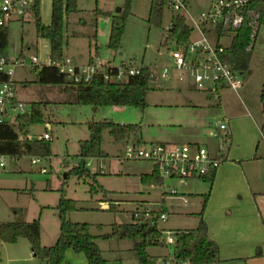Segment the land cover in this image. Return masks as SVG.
<instances>
[{"label":"rangeland","instance_id":"obj_1","mask_svg":"<svg viewBox=\"0 0 264 264\" xmlns=\"http://www.w3.org/2000/svg\"><path fill=\"white\" fill-rule=\"evenodd\" d=\"M126 0H77L78 9L68 15V22L64 25V31L71 43L69 54L76 53L79 48L87 50L88 34L91 33L92 23H95L98 18L99 38L104 40L107 38L109 31L110 16L98 17L94 16L93 9L101 7L115 13L118 7H122ZM133 1V0H131ZM139 2V1H138ZM190 8L193 12L205 8L210 0H189ZM50 3L51 0H40L41 15L44 22L50 19ZM130 3V8H131ZM135 5V3H134ZM131 10V9H130ZM132 12L127 18L122 33V46L115 52L114 49L103 48L107 55H114V64L134 63L136 65L170 66L173 59L170 56V49L174 47L172 39H166V25L172 17V12L167 7L164 8L162 14L161 25L149 24L146 18L135 13L137 11L132 7ZM95 18V19H94ZM8 25V57L15 58L22 56L26 62V66H17L14 72V77L17 79V84L22 81L35 78V73L30 65V56L36 55L39 59V64L48 63L49 58V40L47 38L38 37L35 30V25L32 19L31 11L25 15L24 19L13 18L7 22ZM78 32L76 36H72L71 32ZM197 33H194L196 36ZM232 34H224L220 41L224 45H229ZM211 39L212 36H211ZM79 43L80 46H74ZM77 49V50H76ZM103 58V57H102ZM124 61H121V60ZM84 61L83 59H78ZM37 64L36 66H39ZM154 68V67H153ZM243 77L247 78L246 82H250L254 86L264 78V20L260 23L258 32L253 41L252 51L247 67L244 69ZM169 79H161L157 82L158 87L150 88L146 93L147 105L140 108L134 105H90V104H75V103H46L42 105L43 121L31 123L29 130L33 135L41 133L47 129L51 134L49 143L51 148V159H45L38 163L31 164L30 156L23 155L18 160H15L10 155H4L5 165L0 167V222L22 219L23 213H19L20 208H24L30 216H38V209L41 203L53 204L58 203L60 196V187L64 186L67 190V196L77 199L78 204H90L94 206L96 212L79 213L78 218H88V220H99L104 226V230H108L110 222H127L131 220V209L136 206V199H160V193L163 188L169 189L172 185L181 192L199 190L205 180L199 176L183 177V176H166L162 178L159 184H144L140 181L138 171L151 172L154 165L149 159L143 158H125L124 147L128 142L138 139L141 144L148 145L155 142H173L184 143L189 140L186 137L188 131L193 130L194 126L187 124L179 125H157L150 123L157 120L158 117L167 116L169 109L165 105H156L157 103L166 104L167 102H181L194 95L198 101L208 100L210 105L202 107L205 112L203 120L205 125L200 127L202 135L206 134V140L197 139L200 144L208 143L212 149L218 142V138L209 136V131H215L214 122L222 117L223 112L215 102L217 97L213 91L207 89H195L194 87L183 90L181 86L188 82L193 83L188 72L182 79H179L176 69L169 70ZM69 78V77H67ZM153 81L150 82L152 84ZM45 96L52 98L58 97L57 88H47ZM193 91V92H192ZM36 94L38 91L35 90ZM240 92V90H239ZM23 96L30 98V95L25 92ZM234 94V93H233ZM233 100L239 99L238 95L231 96ZM245 100V96L241 94ZM253 101L261 107L259 95L252 97ZM202 108H200L202 110ZM181 109V107L179 108ZM183 109V108H182ZM200 110V111H201ZM14 113V111H13ZM107 118L119 123H140V129L132 133L127 140L116 141L109 133L108 129L103 130L101 146L105 150L104 158L101 160L99 156H88L83 159L85 166L91 175L79 178L71 173L69 169L76 165L80 158L76 155L79 149V139L88 137L89 129L87 120H98ZM49 124V126H48ZM218 129H220L218 127ZM222 130V129H221ZM177 134V135H175ZM211 135V134H210ZM206 145V144H205ZM226 143H224V147ZM50 154V155H51ZM34 156L39 154H32ZM42 156V155H40ZM49 156V155H48ZM43 158L46 156H42ZM90 160V165L98 166L100 161L105 164L103 171L91 170L86 162ZM101 162V163H102ZM19 164V165H18ZM22 166L23 170H17ZM45 167V172L40 171V167ZM99 168V167H98ZM93 172H97L93 175ZM95 183V186H102L107 190L113 191V197L117 199L112 209H98L101 201V191L90 190V184ZM149 185L152 187L151 193L147 192ZM9 186V188L7 187ZM48 186V188H46ZM11 187V188H10ZM15 187V188H12ZM50 187V188H49ZM149 194V195H148ZM110 195V194H109ZM92 197V200L87 201ZM103 200H106L102 196ZM198 198L192 197L191 204ZM156 207L159 206L160 201ZM170 199L167 198L163 204L167 218L159 224L165 226H192L194 217L192 215H180L173 213L169 205ZM139 206V205H138ZM192 206V205H190ZM140 207V206H139ZM170 207V208H169ZM189 208V205L186 207ZM13 209H17L14 212ZM56 208L45 206L43 215H39V220H49L52 213L56 212ZM57 213V212H56ZM22 214V215H21ZM68 216V215H67ZM40 222V221H39ZM92 231H96L92 228ZM167 230H164V234ZM24 239H27L24 237ZM27 241V240H25ZM14 242L3 241L0 247V264H43V260L30 256V259H23L25 255L22 246ZM167 244L166 253L168 258L173 257L172 246ZM150 252H154V247H148ZM164 250V251H165ZM103 254V253H102ZM13 257V259H10ZM64 257V256H63ZM174 258V257H173ZM170 261H168L169 263ZM166 263V261H162ZM181 263L179 259L178 264Z\"/></svg>","mask_w":264,"mask_h":264},{"label":"trees","instance_id":"obj_2","mask_svg":"<svg viewBox=\"0 0 264 264\" xmlns=\"http://www.w3.org/2000/svg\"><path fill=\"white\" fill-rule=\"evenodd\" d=\"M131 0H126L121 10L112 13L102 10L99 7L93 9L94 16H110V28L108 35V46L114 50L118 49L121 36L124 31L126 18L131 14ZM167 0H150L149 12L146 20L149 24L161 25L163 10ZM248 7L259 12L260 21L264 20V0H249ZM77 0H51L50 22L45 23L42 19L40 0H33L31 7L32 19L35 25L37 36L49 40V57L58 59L63 56V49L66 43L64 25L68 22V15L76 11ZM67 19V20H66ZM95 19V18H94ZM66 20V21H65ZM251 25L245 21L235 29L230 44L223 53L226 59L234 68L244 70L247 67L251 48L255 37L251 38ZM169 32L177 44L188 40L190 28L183 15L172 13ZM96 31L88 35L89 45L93 50L98 49ZM0 56L8 57V25H0ZM35 78L28 83H37L48 88L56 87L58 97L32 100L28 111L18 112L14 119L18 122V129L9 120H0V154L17 156L22 154H39L48 156L51 154L49 140L45 138H30L27 136L28 127L31 123L43 121L42 105L46 103H75L98 105H134L144 108L147 105L146 93L150 87L151 67L141 65L138 73L129 74L125 79L116 81L104 77L102 71L94 72L89 79H70L61 73L51 63L34 66ZM115 67L112 68V71ZM8 75L0 70V82L7 80ZM260 101L262 112V123L260 128L264 133V80L260 88ZM89 137L79 141L77 156L79 162L72 166L69 171L79 178L89 176L91 173L83 166L82 162L88 156H104L105 152L101 146L104 129H108L114 140L123 141L140 129V123H119L113 120L102 118L87 122ZM18 130V131H17ZM21 132V137L18 132ZM141 144V140L133 141ZM97 172H93V175ZM215 169L209 171L201 178L211 186ZM139 179L144 184H159L162 177L154 166L151 172H141ZM90 190L101 191L102 196L108 200L109 209L115 205V201L109 197L111 191L102 186L90 184ZM60 196L56 209L60 220L59 234L54 243L43 245L40 239V222L36 217L30 221L24 219H13L0 222V247L3 241L15 242L19 236H24L30 243L32 254L45 261L44 264H61L64 252L67 248L83 252L88 264H108L106 257L102 254L101 248L96 242V236L90 232V224L86 221H73L67 215L77 208L76 200L66 195L64 186H61ZM208 192L203 193L202 207L199 214H202ZM17 210V209H14ZM102 238L132 239L133 246L130 252L139 260L140 264H164L157 263L154 255L149 253V246H161L168 244L163 238V232L158 224H150L147 221L133 219L130 222H113L111 229L100 235ZM175 240L170 243L176 259H186L189 264H200L219 260L218 245L207 235L206 222L200 217L197 225L192 229L175 230ZM1 257V255H0Z\"/></svg>","mask_w":264,"mask_h":264},{"label":"crops","instance_id":"obj_3","mask_svg":"<svg viewBox=\"0 0 264 264\" xmlns=\"http://www.w3.org/2000/svg\"><path fill=\"white\" fill-rule=\"evenodd\" d=\"M139 1V2H138ZM131 13L132 7L134 8L135 13L139 14L141 17L147 18L150 0H133L131 1ZM135 3V5H134ZM51 5V3H50ZM78 8V7H77ZM102 10H107L99 7ZM121 7H118L115 13L119 12ZM112 12V11H110ZM114 13V12H112ZM27 15V14H26ZM25 17V16H24ZM24 17L20 19H24ZM98 17H106L103 15H98ZM50 19L48 22L49 23ZM111 22V18H110ZM109 22V28H110ZM170 22V21H169ZM98 18H96L95 23H92L91 33L96 31V41L98 44V49L96 51L93 50V47L89 45V38L87 42V50H83L79 48L80 46L75 43L74 46H78L79 50L76 53L69 54L68 50L70 49L71 43L69 42L68 36L66 34V43L63 49V55L70 56L76 65L84 66L89 63L91 60L98 57L104 63H109L114 67L119 65L114 64V55L105 56L104 53L108 51L105 46L108 47V36L104 38V40H100L99 36V28H98ZM169 24V23H168ZM167 24V25H168ZM166 25V27H167ZM259 29V28H258ZM258 32V31H257ZM78 32H71L72 36H76ZM90 34V33H89ZM88 34V35H89ZM193 34V33H192ZM109 35V31H108ZM9 36V35H8ZM40 37V36H38ZM44 38V37H42ZM121 36V42H122ZM120 42L119 52L122 54L124 47ZM9 43V38H8ZM253 46V45H252ZM103 48H106L103 51ZM110 48V47H108ZM112 49V48H110ZM116 49L115 52L118 50ZM77 50V49H76ZM124 50V49H123ZM252 51V47H251ZM23 59L22 56H19ZM103 57V58H102ZM9 58V57H8ZM50 58V57H49ZM83 59L84 61L78 62ZM121 61H124L123 59ZM143 65V64H141ZM26 66V65H25ZM40 66V64H39ZM154 67V68H153ZM32 69L34 68L31 67ZM155 70L156 75L150 79L151 88H156L158 85V81H164V78L160 75V68L152 66ZM16 69V68H15ZM34 71V70H33ZM13 71L11 75V79L13 80V100L14 106L11 108V114L8 117V120L14 123L15 128L18 129V122L15 121L14 116L18 112L28 111L30 108V101L44 99L45 97L50 98L49 96H45L47 86L40 85L37 83H28L27 81L33 80L27 79L22 81L20 84H17V79L14 77ZM243 70V74H244ZM35 73V71H34ZM112 80L119 81L115 78L114 75H111ZM125 79V78H124ZM247 78H244L243 85L237 90H233L227 86L219 85L216 93L214 92V96L218 99L215 102L223 112L222 117L218 120H228V129H229V139L224 140V131L218 129L215 125V131H209V136H214L218 138L217 144L211 149L208 143L206 147L211 155L218 157L221 159L220 164L216 167L213 181L211 186L206 181L202 184L199 190L194 191H184L179 192L176 189V186L172 185L169 189L163 188L160 193V199H136V206H150L153 208L160 209L166 213L164 210L163 204L165 200L170 199L169 205L172 209L173 213H177L180 215H192L195 219L192 222V226L189 227H179V226H165L164 224H159L161 221L163 222L165 218H162L161 221H158V227L161 230H187L194 228L200 217L204 219L207 226V235L210 239L214 240L218 245V256L219 260L207 263L200 264H264V133L262 132L260 125L262 123V112L261 107L257 105L256 101H253V96L257 94L259 95L260 100V88L261 84L264 80H260L254 86H251L250 82H246ZM194 87L197 88L194 83L188 82L183 84L181 88L183 90H187V88ZM35 90L38 91L36 94ZM202 90V89H199ZM208 91H211L207 89ZM240 90V92H239ZM27 92L30 95V98L27 96H23ZM193 92V91H192ZM238 95L239 99H232V95ZM241 94L245 96V100L241 97ZM17 102H21V107H18ZM208 100L204 102L198 101L194 95H190L189 98L184 99L181 102H167L166 104L157 103L156 105H165L166 108L169 109V113L167 116L158 117L157 120H153L150 123L157 125H179L187 124L190 126H194L193 130L188 131L186 137L189 138L187 143H199L197 139L206 140V134L202 135L201 128L205 125L206 122L203 120V116L205 112L202 107H208L210 105ZM261 104V101H260ZM181 107V109H179ZM183 108V109H182ZM202 108V110L200 109ZM201 110V111H200ZM14 111V113H13ZM90 120H87V122ZM49 126V124H48ZM18 131V130H17ZM44 131H48L47 129L43 130L41 133H38L36 136L33 135L28 127L27 136L30 138L38 137L42 138L41 135ZM21 137V132H18ZM90 134V132H89ZM88 134V137H89ZM211 134V135H210ZM177 135V134H175ZM208 135V134H207ZM51 137V134H50ZM50 137L47 140H50ZM86 137V138H88ZM82 138V139H86ZM81 139H79L80 141ZM168 142V141H166ZM170 143H177L176 141ZM224 143H226V147H224ZM204 144V145H205ZM51 150V148H50ZM104 150V149H103ZM79 151V149H78ZM105 152V150H104ZM78 154V153H77ZM76 154V155H77ZM23 155L31 156L32 154H22L17 156H12L13 159L18 160L23 157ZM51 155L43 158L51 159ZM104 156H99V159H103ZM102 162V161H101ZM31 164H33L31 162ZM35 164V163H34ZM19 165V164H18ZM105 167V164H104ZM104 167L97 172L103 171ZM22 171V166H19L17 169ZM141 172L147 171H138L135 172L137 174ZM149 185L147 192L150 194L152 187ZM9 188V186H7ZM11 188V187H10ZM15 188V187H12ZM48 188V186L46 187ZM50 188V187H49ZM66 190V188H65ZM172 190V191H171ZM110 191V190H109ZM208 192V198L206 200L204 209L202 214L199 212L202 207L203 193ZM109 197L115 201L113 197V191L109 193ZM148 194V195H149ZM67 195V190H66ZM197 197L198 200L193 201L191 204L190 199L192 197ZM92 197L88 199L92 200ZM72 198V197H71ZM59 199V198H58ZM75 199V198H74ZM76 200L77 208L68 213V217L73 221H86L90 224V232L96 236V242L101 248L103 255L106 257L108 264H140L139 260L130 252V249L133 246L132 239H115V238H102L100 235L110 231L111 224L109 223L108 230H104V226L99 220L94 218L93 220H88V218L80 217L78 218L77 214L79 213H89L96 212L93 209L94 206L88 204L80 205L78 204V200ZM160 201L158 207H156L157 202ZM57 202H53V204L41 203L38 209V218L41 213L43 215L45 206L56 208ZM189 205V208H186ZM192 205V206H190ZM134 207V208H135ZM169 207V208H170ZM133 208V209H134ZM98 209H109L108 200H103L101 196V201L99 203ZM131 209V212L132 210ZM57 210V209H56ZM17 212V210H14ZM19 213H23L22 219L30 221L36 216H30L28 218L27 208L26 211L24 208H20ZM57 212V213H56ZM52 213V217L49 220L42 221L40 218V239L43 245H50L55 242L59 234V226L60 220L58 216V211ZM22 215V214H21ZM167 215V214H166ZM132 221V216L131 220ZM127 221V222H130ZM92 228H95L96 231H92ZM27 240V241H25ZM22 246L24 253L26 256L23 259H30L31 248L28 239H24V236H19L14 243H17ZM171 245V244H169ZM167 244L161 246H151L155 248L154 252H150L154 255L157 263H161L162 261H166L164 264H178L179 259H176L174 254L173 257L168 258V253H166ZM150 247V246H149ZM148 249V248H147ZM166 249V250H165ZM165 250V251H164ZM31 254V255H30ZM10 259H13L11 257ZM181 263L185 261V264H189L188 260L180 259ZM168 261H170L168 263ZM45 263V261L43 260ZM43 263V264H44ZM61 264H88L87 258L83 252L75 251L72 248H67L64 252V257Z\"/></svg>","mask_w":264,"mask_h":264},{"label":"built area","instance_id":"obj_4","mask_svg":"<svg viewBox=\"0 0 264 264\" xmlns=\"http://www.w3.org/2000/svg\"><path fill=\"white\" fill-rule=\"evenodd\" d=\"M32 3L33 0H0V25L6 24L10 19L24 17L31 11ZM248 3L249 0H210L205 8L193 12L189 0H167L165 7L172 13L184 16L190 33L188 40L177 44L168 30L169 22L165 38L172 39L175 44L170 49L173 63L170 66H161L160 75L168 78L169 70L173 68L177 70L179 79H182L185 72H188L194 85L199 89H209L216 93L219 85L227 86L233 90L240 88L244 83L243 70L234 68L223 58V53L228 45H224L220 38L229 33L233 37L235 29L245 21L251 25V38L256 37L261 23L260 15L257 10L248 7ZM195 32L196 36H194ZM251 47L250 44L247 48ZM38 62L39 59L36 55L30 56L31 66H36L39 64ZM48 63L55 65L66 77L75 80L89 79L96 71H102L106 79L112 80L111 75H114L116 79L122 80L129 74L138 73L141 67L134 63H121L112 71L114 66L104 63L98 57L84 66H78L68 55L50 59ZM25 65L26 62L20 57L11 59L0 56V70L8 75L7 80L0 82V120H8L11 108L14 106V82L11 75L17 66ZM155 75L156 72L151 67V78ZM16 105L21 107L22 103L17 102ZM215 125L224 131V140L227 141L229 139L228 120H218ZM41 137L48 139L49 131H44ZM123 153L125 158L151 160L162 178L166 176L201 177L216 169L221 161L220 158L209 153L206 145L200 143L155 142L144 145L132 141L126 144ZM4 155L0 154V167L5 165ZM42 160L43 157L40 155L31 156L32 163ZM86 164L91 170H100L104 167L101 161L98 166L90 165V160ZM45 170V167H40L41 172H45ZM131 216L133 219L158 224V220L165 218L166 213L150 206H137L132 210ZM163 238L167 243H173L175 240L174 231L167 230L165 234L163 232Z\"/></svg>","mask_w":264,"mask_h":264}]
</instances>
